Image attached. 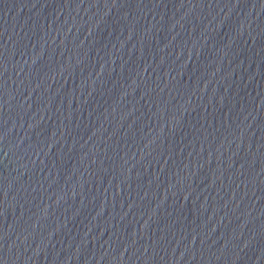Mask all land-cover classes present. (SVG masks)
Masks as SVG:
<instances>
[{
	"label": "water",
	"instance_id": "95a60500",
	"mask_svg": "<svg viewBox=\"0 0 264 264\" xmlns=\"http://www.w3.org/2000/svg\"><path fill=\"white\" fill-rule=\"evenodd\" d=\"M0 264H264V0H0Z\"/></svg>",
	"mask_w": 264,
	"mask_h": 264
}]
</instances>
